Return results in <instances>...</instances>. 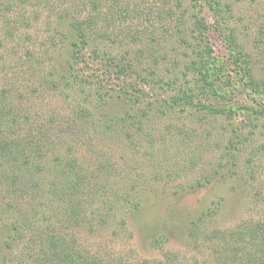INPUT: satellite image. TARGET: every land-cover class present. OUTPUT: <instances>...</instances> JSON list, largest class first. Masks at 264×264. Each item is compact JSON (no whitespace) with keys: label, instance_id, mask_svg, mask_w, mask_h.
<instances>
[{"label":"rangeland","instance_id":"rangeland-1","mask_svg":"<svg viewBox=\"0 0 264 264\" xmlns=\"http://www.w3.org/2000/svg\"><path fill=\"white\" fill-rule=\"evenodd\" d=\"M78 1L81 0H32L24 5L20 2L10 5L7 15L6 11H0V114L3 124L15 118L13 133L17 134L24 132L22 129L27 122L53 125L49 131L54 141V148L49 147L51 153L60 154L71 145L73 156L77 157L78 164H83L86 172L102 161L111 167L110 177H96L90 183L98 182L108 189H120V192L128 187L139 191L140 208L129 213L123 225L118 213L113 221L92 231L83 226H64L63 233L69 238L75 237L80 251L88 248L118 264H142L144 260H159L164 251L171 250L177 253L178 264H211L212 248L217 240L205 238L209 228L229 229L264 218V114L254 120L255 125L245 122L246 125L239 129L235 149L228 148L235 153V163L231 161L223 168L226 179L207 183L186 195H181L179 188L203 179L214 166L225 161L222 154L235 124L255 110L263 109L264 112V91L252 92L247 83L242 85L244 80L241 81L237 71L229 68L222 82V88H227L228 92L222 99L213 98L212 102L235 109L237 113L232 118L199 111H169L168 115L151 121L154 123L153 141L142 139L135 143L91 135L87 130L83 132L74 123L76 116L72 110L88 103L78 87L88 90L89 83L74 87L63 82L54 83L45 76L48 69L58 70L63 63L62 43L58 40L53 43L50 38L57 15L64 8L78 5ZM93 1L98 8L93 7ZM231 3L232 24L237 27L240 42L252 56L255 76L264 79V60H261L264 0H231ZM175 5L176 0H83L78 7L81 18L98 15L97 28L107 29V34L112 35V39L100 41L103 50L117 59L136 55L134 61L143 65L156 60L153 68L164 74L177 58L170 49L175 45L173 38L167 35L176 30L179 8ZM168 6L175 10L170 19L166 13ZM120 13L125 15L120 16ZM7 16L11 18L10 23ZM24 16L29 18L28 24L24 23ZM133 33L138 34L135 41L130 38ZM211 41L214 54L227 60L228 50L222 37L212 33ZM68 125L70 128L64 131V126ZM0 129V136H4V128ZM6 170L0 166V217L3 218L0 223L12 221L21 207L24 212L27 209L29 213L35 212L32 208L29 211L30 200L9 195L1 181ZM34 195L37 199H31L33 203L48 211V200L40 197L41 193ZM207 207L215 211L209 216L208 230L194 244L183 238L181 225L192 214ZM167 220L179 225L172 227L169 239L159 247L153 246L152 239ZM53 226L61 225L57 222ZM2 239L0 232V243ZM31 240L26 232L13 247H0V264H29Z\"/></svg>","mask_w":264,"mask_h":264},{"label":"trees","instance_id":"trees-1","mask_svg":"<svg viewBox=\"0 0 264 264\" xmlns=\"http://www.w3.org/2000/svg\"><path fill=\"white\" fill-rule=\"evenodd\" d=\"M19 2L24 5L32 0H0V11H6L7 15L10 7ZM78 2V5L64 8L57 15L50 38L52 42L58 40L62 43L63 63L58 70L48 69L45 76L54 83L63 82L74 87L89 83L86 86L88 90L84 87L78 89L90 105L87 103L72 110L76 116L74 123L83 132L87 130L91 135L135 143L142 139L153 141L151 130L154 123L151 121L159 120L169 111L190 110L232 118L236 116L235 109L212 102L213 98L222 99L227 94L228 89L222 88V82L229 68L237 71L241 81L244 80L242 85L247 83L252 92L264 91V79L255 76L252 56L245 50L237 27L232 24L231 0H176L175 7L179 8L176 30L167 35L173 38L175 45H171L170 49L173 57L177 58L164 74L153 68L156 60L143 65L134 61L136 55L117 59L106 49L103 50L100 41L103 38L112 39V35L107 34V29L97 28L95 19L98 15L81 18L78 6L83 4V0ZM93 7L98 8L94 1ZM167 9L170 19L175 10L169 6ZM124 15L120 13V16ZM6 18L8 21L11 19L9 16ZM28 19L24 16V23L28 24ZM212 33L221 36L225 42L227 60L214 54ZM130 38L135 41L138 34L133 33ZM261 60H264V50ZM109 80L112 82L109 83ZM114 84L117 86L114 87ZM262 111L248 113L244 120L235 124L222 154L225 161L214 166L203 179L181 186V195L195 192L207 183L226 179L223 168L231 161L235 163V153L228 148L235 149L241 126L255 125L254 120L264 114ZM14 125L15 118H9L3 124L0 114V128H4V136H0V166L7 168L1 181L9 195L30 200L29 211L32 208L35 212L29 213L28 209L24 212V207H21L12 221L0 223L3 235L0 247H13L28 232L32 238L29 264H118L88 248L80 251L75 237L69 238L63 233L64 226H83L92 231L113 221L118 213L122 216L119 220L123 225L127 221L125 217L140 208L142 198L139 191L128 187L120 192V189H108L98 182L90 183L96 177H110L111 167L102 161L92 171L86 172L83 164H78L77 157L73 156L71 145L65 152L51 153L49 147L52 145L54 148V141L49 131L53 125L27 122L22 134L13 133ZM68 127L64 126L63 130L67 131ZM35 192L48 200V211L33 203L35 197L37 199ZM94 203L97 204L95 207ZM214 211V208L207 207L192 214L181 225L183 238L196 244L201 234L208 230V219ZM53 217L56 218L51 220ZM0 221H3L2 217ZM57 222L61 225L60 229L53 226ZM162 225L160 233L152 239L153 246L159 247L169 239L172 227L179 224L167 220ZM205 238L217 240L212 248L211 264H264V218L229 229L209 228ZM177 257V253L167 250L161 259L144 260L142 264H178Z\"/></svg>","mask_w":264,"mask_h":264}]
</instances>
